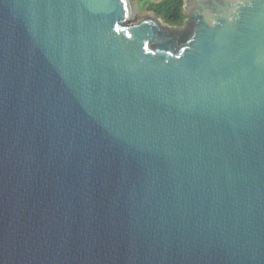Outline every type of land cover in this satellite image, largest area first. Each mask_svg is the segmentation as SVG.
<instances>
[{
  "label": "water",
  "instance_id": "water-1",
  "mask_svg": "<svg viewBox=\"0 0 264 264\" xmlns=\"http://www.w3.org/2000/svg\"><path fill=\"white\" fill-rule=\"evenodd\" d=\"M0 0V264H264V0Z\"/></svg>",
  "mask_w": 264,
  "mask_h": 264
},
{
  "label": "trees",
  "instance_id": "trees-1",
  "mask_svg": "<svg viewBox=\"0 0 264 264\" xmlns=\"http://www.w3.org/2000/svg\"><path fill=\"white\" fill-rule=\"evenodd\" d=\"M134 2L147 3L148 12H153L157 17L173 26H182L185 24V0H134ZM144 17L139 16L136 21Z\"/></svg>",
  "mask_w": 264,
  "mask_h": 264
},
{
  "label": "rangeland",
  "instance_id": "rangeland-1",
  "mask_svg": "<svg viewBox=\"0 0 264 264\" xmlns=\"http://www.w3.org/2000/svg\"><path fill=\"white\" fill-rule=\"evenodd\" d=\"M151 2V0H149ZM135 10H134V17L132 18L133 22H136L139 16H146L148 12V4L147 3H140L134 2Z\"/></svg>",
  "mask_w": 264,
  "mask_h": 264
}]
</instances>
